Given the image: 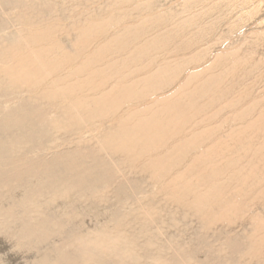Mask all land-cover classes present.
Wrapping results in <instances>:
<instances>
[{
  "label": "bare ground",
  "instance_id": "bare-ground-1",
  "mask_svg": "<svg viewBox=\"0 0 264 264\" xmlns=\"http://www.w3.org/2000/svg\"><path fill=\"white\" fill-rule=\"evenodd\" d=\"M105 1L110 8L52 24L34 21L32 10L46 5L52 16L81 7L0 0V236L19 252L3 261L175 264L162 234L166 226L181 235L187 221L199 228L198 244L214 237L209 248L220 264H264V62L209 55L200 66L185 54L192 44L181 39L191 37L163 30L155 9L131 18L141 3ZM114 13L119 20L108 18ZM153 55L158 69L149 72ZM148 80L152 87H142ZM95 141L111 163L88 155ZM80 204L107 215L83 227L56 209ZM67 226L74 231L64 235ZM179 250L177 264L194 261Z\"/></svg>",
  "mask_w": 264,
  "mask_h": 264
},
{
  "label": "rangeland",
  "instance_id": "rangeland-1",
  "mask_svg": "<svg viewBox=\"0 0 264 264\" xmlns=\"http://www.w3.org/2000/svg\"><path fill=\"white\" fill-rule=\"evenodd\" d=\"M128 1H130V3H135L136 5L141 3L140 10L137 12L138 14L134 13L131 16V18H133L134 15H139L140 11H141V13H145V12L148 13V12H154L155 11L156 13H158L157 15H160V17L163 19V24L161 25V27L164 26L163 30L174 29V30H172V31H174L173 33L177 37H181V38H186V36L189 35L191 38L188 37V39H181L182 42H189V43L191 42V44H192V46H189L188 49L185 51V54L187 56L190 55L189 57H196L192 61L197 62V64H199V65L201 63L200 66L206 64L205 61L208 60L209 55H211V57L213 59H214V55L221 56L222 59L226 60L229 64L233 62V57H235V56H238L239 58L241 57V58L246 59L250 62H252L254 60L253 61L254 63H256L257 61L258 62H261V61L264 62V60L259 59V58L264 59V0H125L123 2V5L125 4V6H128V3H129ZM86 2H88V3L86 4ZM150 2H151V4H150ZM26 4L29 6H32L33 2H26ZM67 5H69L70 7H75V6L78 8L81 7V9L80 10L73 9L72 11H70L67 14H54L52 16H49L45 13L48 11L47 6L42 5V6H38V8L35 7L32 10V12L34 14H31V15L36 16V17H34L36 19V20L34 19V21H37V22L39 20H46L47 22L52 23V24H60V23H64V22L73 20L76 15L84 16L85 13L82 9H85V10L90 9V8L98 9L99 6H101L102 8H110L111 7L110 4L108 2H106L105 0H103V1L102 0L101 1L100 0H98V1L97 0H84V1L83 0H67ZM146 5H150V6L144 7ZM206 5H207V7H205ZM125 6H123V7H125ZM122 9H123V11L121 12V16L125 17L126 14L123 15V12H125L124 11L125 8H122ZM16 10L18 12H21L18 9H16ZM2 12L3 11L0 9V17L2 16L1 14H3ZM115 13H116V15H119V11H117ZM115 13H114V15L112 14L111 17H108V18H111L114 21L119 20L120 19V18H118L119 16L118 17L115 16ZM239 14H240V16H239ZM113 16L115 18H113ZM152 16H154V15H152ZM39 17H40V19H39ZM170 17H171V19H169ZM108 18L105 20L106 21L111 20ZM152 18H154V17H152ZM220 18H221V20H220ZM170 21L172 22L171 24L169 23ZM230 21H233L232 22L233 24ZM194 22L197 24V26H196V24H194ZM108 23H110V22H108ZM173 23H175V24H173ZM9 24H10V22H9ZM7 25H8V22H7ZM15 25H16V22L13 21L10 25V28H14ZM171 25H173L174 28L171 27ZM192 25H194V26L192 27ZM188 26H189V28H188ZM148 27H150L149 24H148ZM10 28H7V29L5 28L6 32L9 31ZM205 29H207V30H205ZM184 30H186V31H184ZM0 33L5 35V31L0 32ZM169 36L171 37L170 39L174 40V42L177 41V40H175L176 38H173V36L171 34ZM159 38L160 37H158V39ZM253 42H255V44ZM60 43H61V46L63 47V45L66 46L68 44V41L67 40H63V41L60 40ZM252 43H253V45H252ZM260 44H261V46H259ZM254 45H256V46H254ZM190 51H192V52H190ZM195 54L196 55L198 54L199 56L197 57ZM201 55H203L202 58H201ZM204 58H206L207 60H205ZM158 60L159 59H158L157 55H153L150 58V60L147 62V71H149V72L156 71L158 68L155 66L157 63H159ZM255 60H257V61H255ZM197 64H193V65H197ZM262 64H264V63H262ZM146 82H148V84ZM146 82H144V83L142 82L141 86L145 87L147 85L145 88H151L152 83H150V82H152V81L148 80ZM133 83L140 84L141 81L139 79L138 81L133 82ZM143 84H145V85L143 86ZM165 86H166V88H165ZM160 89H161L162 93H165V91L167 90L166 92H168L170 88L167 85H164V87L160 86ZM163 89H166V90H163ZM204 95L206 98L211 97V93L209 91H206ZM4 102H6V100ZM242 102H244V100ZM1 105L9 108V107H13L14 104H12L10 101L7 104H1ZM215 105H217V104H215ZM3 106H2V108H3ZM216 107H218V106H216ZM0 114H1V111H0ZM0 119H1V116H0ZM12 132H13V130L9 129V130H7L6 134L10 135ZM93 144L94 145H88V149L86 150L88 155L89 156L90 155L91 156L92 155H101L106 163H108V164H109V162L111 163V160L109 158L108 153L103 152L97 146L98 144L96 143V141ZM81 149H85V147H83ZM36 150H38V149H36ZM87 153H84V154H87ZM40 154H42V153H40ZM48 157H49V154H48ZM116 159L117 158H114V160H116ZM117 179L119 181L125 183V179L123 176L117 177ZM67 189H69L71 191L70 193L72 195L77 194V188L72 186V187H69ZM83 195L85 197H88L87 194H83ZM138 197H139V195H138ZM108 200H109V202H113L115 199L113 197H110ZM77 207L72 208L70 206H67V207L64 206V207L60 208L59 206H57L56 209H59L58 211L65 212V215L68 217L72 214H75L77 216V219L80 218L81 220H83V222H84L83 227H85V225L88 224L89 222L91 224H95V226H97L99 221L102 220L105 215H107V212H105L104 214H101V213L98 214L96 212L89 211L84 207V204H80V208H79V206H77ZM54 209H52V210H54ZM258 210L262 211L260 208H258ZM75 221H77V220H75ZM166 225H168V223H166ZM185 226H189V227L184 228ZM194 226H195L194 224L191 225L187 221H186V225H185V223H182L180 226L178 225L179 229H180V227H183V230L184 229L186 230L185 232L182 230L181 231L182 233H180L181 235H176L177 234L176 232H175L176 234H174L175 228H174V230L173 229L170 230V229L166 228V226H165V231H164V235L162 234V239H163V241L165 240L164 241V248H165V251H168V253L171 257V262H174L175 264L179 263L182 260L180 258L181 257L183 258V254L180 252L179 248H186L189 251L191 250L190 252L192 253V255H195V256H193L194 261H192L191 264H195V262H199L200 264H211V263L212 264H220L221 261L219 259V256H217V255L213 256L211 254L210 248H209L211 245L213 247L217 246L218 245L217 241L209 233L206 235L207 238H206L205 243L198 244L196 242V239L194 236V231H197L199 228L197 226H195V227ZM196 227H197V230H196ZM242 227H246V228H242ZM238 228L239 227H234V228L230 229L228 231L227 235L233 234L236 231V229H238ZM241 229H243L242 231H246V229H248V227L247 226H241ZM73 231H74L73 228H70V226H67V230L62 231V234H64V233L67 234V232L69 233V232H73ZM242 231H241V233H243ZM190 232H191V234H190ZM66 234H64V235H66ZM175 235L178 237H175ZM172 237H175L174 239L176 241L178 240L183 245L173 243L172 240H174V239H172ZM180 237H182V238H180ZM58 238L59 237H52L50 239L56 240ZM168 239H170L171 242L168 241ZM182 239H184L185 241L183 240V242H182L181 241ZM0 241H1L0 242V251L5 249V250H3V252H0V255H1L0 261L2 260L0 262V264H5V262L3 260L6 257H3V253L4 254L9 253V255H12V257L14 255H16V256L19 255V252H17L15 249H12V251L10 252V249L8 247V243L5 242V240L2 239L1 236H0ZM169 242H170V244H169ZM2 244L4 246L3 248L1 247ZM6 244H7V246H6ZM196 244H198V245H196ZM13 251H16V253H14ZM194 252H196V253H194ZM216 254H217V252H216ZM233 254H232L233 257H235L237 255V253H233ZM202 257H204V259ZM28 260L29 259H26L25 257H24V259L18 258L17 260H14L10 264H19V263L20 264H26V262ZM198 260H201V261H198ZM216 260L218 262H216ZM185 264H187V263H185Z\"/></svg>",
  "mask_w": 264,
  "mask_h": 264
}]
</instances>
